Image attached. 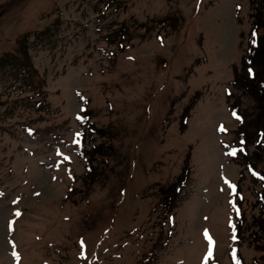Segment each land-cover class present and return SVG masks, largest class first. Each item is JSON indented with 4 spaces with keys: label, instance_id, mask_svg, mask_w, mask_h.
I'll use <instances>...</instances> for the list:
<instances>
[{
    "label": "rangeland",
    "instance_id": "rangeland-1",
    "mask_svg": "<svg viewBox=\"0 0 264 264\" xmlns=\"http://www.w3.org/2000/svg\"><path fill=\"white\" fill-rule=\"evenodd\" d=\"M260 17L263 40V0H0V264H264L249 178L235 253L227 156L264 128V51L236 77Z\"/></svg>",
    "mask_w": 264,
    "mask_h": 264
},
{
    "label": "trees",
    "instance_id": "trees-1",
    "mask_svg": "<svg viewBox=\"0 0 264 264\" xmlns=\"http://www.w3.org/2000/svg\"><path fill=\"white\" fill-rule=\"evenodd\" d=\"M264 1V0H263ZM260 13V12H259ZM260 21V22H259ZM262 24V19L260 17V19H258L257 25L255 27V29H253V33L256 32L260 26ZM264 40V38H263ZM259 36L257 37L255 35V37L253 38V43H251V50L253 53V50L256 51L255 55L252 54H248L245 59H243V72L241 73V75H238L240 72L236 73V77L237 78H242L245 76H248V80L251 81L252 79H257L259 77H261V75L259 74L260 71H257L256 68H254L258 61L256 59H258V56L261 54V52L264 51V41H263ZM262 56V54L260 55ZM245 60H246V67H245ZM254 62H255V66H254ZM263 61L260 62V64ZM259 64V63H258ZM21 66L24 67L25 63H21ZM26 68H23L22 71L23 73H26V75H29L30 71L26 72ZM251 70V71H250ZM242 71V68H241ZM262 71V70H261ZM260 83L257 84L258 87V91H260V93L264 92V80L262 79L261 81H259ZM234 84H236V82H234ZM243 84H241L240 86H243ZM254 87L256 85H253ZM260 112H264V105L262 103H260ZM264 147V142L261 141L259 144H256V146L254 147V149L256 148V150H253L251 153V156H248V154H242L240 158H237L236 160L240 159V163L243 166V169L246 170L247 173H243V175H241V179H240V183L244 182L243 179H246V177H249L251 179V181L254 184H257L259 186V190H256V194L258 197V200L261 205H262V211L264 213V168H261L262 166L259 165L260 161H264V158H260V154H262V152H264V149H261ZM246 157H248L247 159H245ZM242 186L241 184L238 185V191L241 192ZM238 208H241V202L239 200L238 202ZM243 215H238L236 218V222H235V232H236V239L237 242L240 243L241 242V238H240V227H242V223H243ZM254 223L257 227L260 228L261 233L264 234V219L261 218L260 216H256L254 218ZM255 237H257L255 235Z\"/></svg>",
    "mask_w": 264,
    "mask_h": 264
},
{
    "label": "snow or ice",
    "instance_id": "snow-or-ice-1",
    "mask_svg": "<svg viewBox=\"0 0 264 264\" xmlns=\"http://www.w3.org/2000/svg\"><path fill=\"white\" fill-rule=\"evenodd\" d=\"M223 130V128L221 129ZM80 134L78 133L77 136H79ZM77 143H79V141L77 140L76 141ZM232 155H235V152L232 153ZM65 159H69L68 157H65ZM234 187V186H233ZM206 237L208 238L209 240V243L211 244L212 243V240H211V237L210 236H207V233H205ZM209 256H211V252H209Z\"/></svg>",
    "mask_w": 264,
    "mask_h": 264
}]
</instances>
